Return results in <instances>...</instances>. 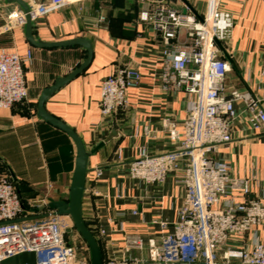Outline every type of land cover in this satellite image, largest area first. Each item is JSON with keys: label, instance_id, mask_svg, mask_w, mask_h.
Returning a JSON list of instances; mask_svg holds the SVG:
<instances>
[{"label": "crops", "instance_id": "1", "mask_svg": "<svg viewBox=\"0 0 264 264\" xmlns=\"http://www.w3.org/2000/svg\"><path fill=\"white\" fill-rule=\"evenodd\" d=\"M24 1L30 6L50 0ZM0 8V50L32 53L25 70L27 100L0 108V173L15 181L27 210L24 219L29 220L51 212L47 208L50 200L69 198L77 147L66 132L39 115V102L57 80L85 61L87 50L79 45L37 47L29 42L25 26L2 31L7 16L23 8L8 0H0ZM224 8L234 18L231 38L220 49L221 57L228 61L224 49L233 62L225 80L227 91L248 92L264 108V0H228ZM142 9L138 0H74L34 22L32 31L43 43L85 38L92 44L90 66L53 91L43 107L74 130L90 153L83 216L97 239L98 227L106 229V238L100 240L104 256L112 252L122 257L126 237L148 238L159 230L152 221L171 223L181 207L178 175L171 174L161 185H146L129 174L130 163L142 147L151 154L179 149L180 142L170 139V131H183L191 100L184 90L173 86V72L167 69L155 31L137 21ZM100 16L105 17L104 22ZM126 65L139 69L140 86L129 90L128 107L113 117L110 127H103L101 84L116 68ZM236 108L232 141L219 145L213 156L228 162L234 176H256L260 182L251 197L263 196L264 130L249 127L245 103H237ZM113 129L117 137L106 142ZM35 206L46 209L34 213ZM66 219L73 228L71 218ZM70 234L76 236L83 255L90 260L81 236L75 230L66 232L68 240ZM24 259L23 254L4 264H23Z\"/></svg>", "mask_w": 264, "mask_h": 264}, {"label": "built area", "instance_id": "2", "mask_svg": "<svg viewBox=\"0 0 264 264\" xmlns=\"http://www.w3.org/2000/svg\"><path fill=\"white\" fill-rule=\"evenodd\" d=\"M138 1L143 9L137 21L155 31L167 69L173 72V86L191 100L183 131H170V139L179 140V149L151 154L142 147L130 163L129 174L146 185H161L171 174L178 175L181 207L171 223L152 221L159 230L148 238L126 237L124 255L108 252L104 264H264V195L251 197L260 180L234 176L228 162L213 156L219 145L232 141L237 103L246 104L249 127L264 130L260 101L248 92L227 91L230 64L220 49L234 27L231 12L224 8L228 0ZM172 1L181 9L170 7ZM73 2H33L29 14H9L2 31L24 27L28 17L38 22ZM99 20L104 22L105 17ZM31 60V51L20 55L0 50V108L27 100L25 70ZM261 77L264 80V60ZM141 78L138 68L126 65L103 80V127H110L113 117L128 107L129 90L138 88ZM26 213L16 184L0 173V264L23 254L34 258L23 264H90L76 236L66 238L68 216L49 212L46 217L25 220ZM106 236V229L99 226V242Z\"/></svg>", "mask_w": 264, "mask_h": 264}, {"label": "water", "instance_id": "3", "mask_svg": "<svg viewBox=\"0 0 264 264\" xmlns=\"http://www.w3.org/2000/svg\"><path fill=\"white\" fill-rule=\"evenodd\" d=\"M10 3H17L22 8L26 14L30 13V6L24 0H8ZM33 27L34 22L31 21L30 17H28V21L25 25L26 35L30 43L37 47H62V46H82L87 50V58L85 61L80 64L73 72H71L68 76L57 80L56 84L47 89L42 98L40 99V108L39 115L53 124L54 126L60 128L64 132H66L75 142L77 147V156H76V167L73 174V179L70 188V194L68 200L64 201H53L50 200L47 208L55 215H66L69 216L73 222V228H67L66 232L72 233L74 230L81 236L83 241L88 246V250L90 253V264H104V255L102 252V248L100 246L99 240L87 226L86 221L83 216V196L86 188V179L87 174L89 172L88 162L90 153H88L85 149V146L79 136L72 130L69 126L63 123L61 120L55 118L54 116L48 114L43 107L44 101L46 98L55 90L69 83L79 74H81L84 70H86L93 60V48L92 44L89 40L85 38H75L69 41L64 42H56V43H43L37 41L33 36ZM223 53L225 57L228 59V62L233 66V62L228 53L223 49ZM117 137V132L115 129L112 130L110 136L107 138L106 142L111 140L112 138ZM46 207L33 209V212L44 211ZM48 213L42 214L40 216H33L28 218L29 220H36L38 218L46 217Z\"/></svg>", "mask_w": 264, "mask_h": 264}, {"label": "trees", "instance_id": "4", "mask_svg": "<svg viewBox=\"0 0 264 264\" xmlns=\"http://www.w3.org/2000/svg\"><path fill=\"white\" fill-rule=\"evenodd\" d=\"M13 182L15 183V181L13 180ZM16 184V183H15ZM93 233L95 234V232H94V230H93ZM96 235V234H95ZM100 246H101V243H100ZM104 255V254H103ZM24 257L26 258V259H24V261L25 262H31L32 261V256L31 255H29V254H24ZM104 259H105V256H104ZM24 262V263H25Z\"/></svg>", "mask_w": 264, "mask_h": 264}, {"label": "rangeland", "instance_id": "5", "mask_svg": "<svg viewBox=\"0 0 264 264\" xmlns=\"http://www.w3.org/2000/svg\"><path fill=\"white\" fill-rule=\"evenodd\" d=\"M170 7H172V8H174V9H181V6H180V4H178L177 2H170ZM32 224H35V222L34 223H32ZM70 237L72 238V235L70 234Z\"/></svg>", "mask_w": 264, "mask_h": 264}]
</instances>
